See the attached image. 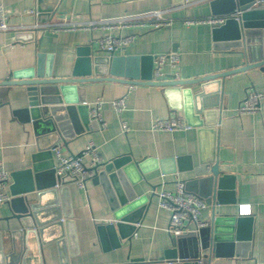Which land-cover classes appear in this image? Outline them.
Here are the masks:
<instances>
[{"label": "crops", "instance_id": "crops-1", "mask_svg": "<svg viewBox=\"0 0 264 264\" xmlns=\"http://www.w3.org/2000/svg\"><path fill=\"white\" fill-rule=\"evenodd\" d=\"M209 1L0 0L14 27L0 31V82L12 80L15 73L31 68L36 73L49 70L53 76L69 77L82 48L91 49L92 57L114 54L126 62L132 57L179 52L178 78L170 74L161 81L191 80L251 64L248 69L206 82L205 99L217 103L211 107L217 112L209 115L214 125L204 126L211 128L203 131L194 126L193 98L183 93L189 90L197 94L201 90L199 83L162 87L146 83L140 77L131 91L128 88L132 83L127 77L80 83V89L71 95L83 101L64 104L75 136L66 142L61 140L58 145L64 154L76 155L93 143L104 162L128 153L133 154L134 160L145 159L143 178L133 185L139 195L147 196L138 208L141 220L134 224L133 230L126 224L122 236L110 225L115 223L114 211L101 183L91 178L82 188L72 175H65L66 183L57 185L59 190L64 189L57 200L63 211L73 213L68 226L45 225L42 236L39 228H34L37 235L18 234L13 239L9 230L19 229V222L8 219L11 216L8 203L0 205V241L4 242L6 252L18 250L17 264L159 262L172 246L173 236L167 231L170 212L159 206L157 193L174 190L177 179H181L188 191L206 200L217 161L221 172L216 200L202 212L206 227L212 224L215 212L216 216L249 215L254 218V225L249 247L240 249L245 254L213 255L211 264L264 263V98L259 112L239 114L237 110L248 89L264 93V63L257 65L259 59L254 51L248 55L242 48L215 49L212 29L216 25L188 23L191 19L212 16ZM31 9H36L38 15L29 13ZM155 10L164 11L161 18L169 23L123 29V35L134 34L135 38L115 52L100 48L98 39L109 32L100 28L17 29L36 22L86 21ZM263 36L256 34L253 44L262 42L264 48ZM101 67L103 74L92 75L112 76L110 64ZM142 68L140 64V73ZM124 95H127L126 108L119 113L113 101ZM98 100L103 101L101 114L105 127L91 117V109ZM27 106L25 85L12 86L6 94H0V165L11 173L10 186L12 173L16 171L37 167L46 172L55 168L53 148L51 152L39 149L38 135L21 110ZM173 116L184 118L191 128L176 132L152 130L155 119ZM123 123L129 127L127 132ZM91 161V155L85 156L87 165ZM42 199L47 203L53 197L47 194ZM241 204H248L249 212H242ZM60 219L68 217L63 215Z\"/></svg>", "mask_w": 264, "mask_h": 264}, {"label": "water", "instance_id": "water-1", "mask_svg": "<svg viewBox=\"0 0 264 264\" xmlns=\"http://www.w3.org/2000/svg\"><path fill=\"white\" fill-rule=\"evenodd\" d=\"M263 3L264 0H210L212 15L228 17L223 24L216 25L212 29L214 48L226 51L242 48L248 55L254 51L256 58L259 59L257 65L263 64V44L262 42L253 44L256 34H264ZM78 52L79 57L69 77L53 76L49 70L36 73L35 68H31L15 73L12 80L0 82V94H6L12 86H27L28 106L21 110L25 112L27 121L32 123L38 135L39 149L42 151L51 152L50 150L58 146L61 140L66 142L67 138L71 139L75 136L69 113H65L64 104L83 101L71 95L80 89L82 82L127 77L130 78L128 82L138 84L140 81L136 80L142 77L146 83L162 87L199 83L201 90L197 94L189 90L183 93L193 98L194 110L192 109L191 114L195 119L194 126H198L203 131L211 128L204 126L214 125L209 115L217 112L216 109H211L217 103H209L205 99L208 94L206 82L225 78L251 66L249 64L191 80L155 81L153 80L154 57L151 55L132 57L126 62L125 59L115 57L114 54L112 57H92L91 49L82 48ZM103 64H110L112 76L108 78L93 76V73L103 74L101 71ZM140 64L143 66L142 73H140ZM62 111L64 113H61ZM209 130L214 132V129ZM98 167L100 170L94 177V181L101 183L114 211L115 223L110 225L124 236L126 224H129L130 229L133 230L134 224L140 222L141 209L138 208L147 199L146 195H139L133 187L143 178L145 159L134 160L133 154L128 153L105 161ZM220 172L219 161H217L213 168V176L210 177L206 195L207 203L216 200L215 191L220 180ZM64 176H56L54 166L46 172L33 167L12 173L13 184L10 186L12 199L8 202L11 216L8 219H17L20 225L19 229L9 230L13 239L18 234L37 235L34 228H39L38 233L42 236L45 225L62 227L64 224L68 226L72 223L70 221V218H73L72 211L70 213L63 211L57 200L64 191L62 188L60 190L57 188L59 183H66V176ZM72 178L77 181L75 176ZM211 193L213 196H210ZM47 194L53 199L43 203L42 198ZM62 214L68 219L61 221ZM253 225L252 216H216L215 212L212 224L201 229L199 233L190 232L173 236L172 246L165 252V256L159 262L151 264H211L213 255H233L234 252L237 255L245 254L240 249L249 247L253 238ZM4 248V242L0 241V264H17L16 260L20 254L18 250L15 248L9 253Z\"/></svg>", "mask_w": 264, "mask_h": 264}, {"label": "built area", "instance_id": "built-area-1", "mask_svg": "<svg viewBox=\"0 0 264 264\" xmlns=\"http://www.w3.org/2000/svg\"><path fill=\"white\" fill-rule=\"evenodd\" d=\"M8 12L9 11L0 4V31H8L14 28L10 24ZM28 12L38 15V11L36 9H31ZM163 12L164 11L161 10H155L151 12L124 14L115 17H104L100 19L75 22H47L44 24L36 22L33 25L17 27V29L42 28L44 30H60L66 28H100L105 31H109L98 39L100 48L109 52H115L123 48L125 44L135 38L134 34L123 35V29L128 27L144 28L148 25L151 27L163 26L169 23L161 18V14ZM227 18V16L212 15L200 20L191 19L188 23L194 24L197 22H205L213 25H220L223 24ZM180 64L181 54L179 52L160 53L155 55L153 80L161 81L164 77L170 74L178 78V69ZM135 87V84H130L128 91L133 90ZM263 98L264 93L255 88L248 89L246 96L241 101L237 109L238 113L245 114L261 111ZM126 99L127 95H124L113 101V106L119 113L126 108ZM102 103V100H98L94 103V106L91 109V117L99 125H101V127H105L106 123L101 114ZM189 128H191V126L180 116L157 118L152 124V130L154 131L176 132ZM123 129L125 132L129 130L126 123H123ZM52 151L56 159L55 172L57 176L61 177L67 173L75 176L77 178V184L82 188L86 186V181L88 179L94 178L98 174L100 170L98 165L104 162L99 156L93 143L87 145V147L80 154L76 155L64 154L62 147L59 145L54 147ZM87 155L92 156V161L89 165L84 162V158ZM10 183L11 173L3 165H0V205L8 203L12 199V195L9 192ZM157 195L159 196V206L170 212V222L167 231L172 236H179L190 232L199 233L201 229L208 225L207 222L202 219V212L208 207V203L203 197L188 191L186 183L183 180L177 179L174 190L163 189L158 192ZM241 207L242 212H249L248 204H241ZM252 264L264 263L254 262Z\"/></svg>", "mask_w": 264, "mask_h": 264}]
</instances>
